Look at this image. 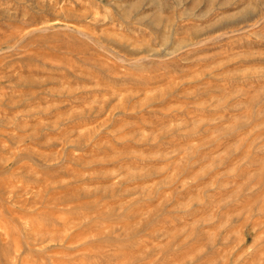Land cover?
<instances>
[{"label": "rangeland", "instance_id": "rangeland-1", "mask_svg": "<svg viewBox=\"0 0 264 264\" xmlns=\"http://www.w3.org/2000/svg\"><path fill=\"white\" fill-rule=\"evenodd\" d=\"M0 264H264V0H0Z\"/></svg>", "mask_w": 264, "mask_h": 264}]
</instances>
